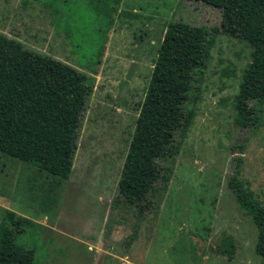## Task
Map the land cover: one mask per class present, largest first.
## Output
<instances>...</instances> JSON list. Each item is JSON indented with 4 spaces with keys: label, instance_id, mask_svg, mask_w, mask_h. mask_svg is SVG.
Wrapping results in <instances>:
<instances>
[{
    "label": "rangeland",
    "instance_id": "374dc122",
    "mask_svg": "<svg viewBox=\"0 0 264 264\" xmlns=\"http://www.w3.org/2000/svg\"><path fill=\"white\" fill-rule=\"evenodd\" d=\"M67 1L61 16L81 4L77 22L51 18L42 0H0L1 33L93 76L66 180L0 154V217L9 210L35 224L17 242L35 264H263L227 185L239 158V179L264 200V107L254 126L233 120L247 43L222 33L219 10L200 1L117 0L115 9L114 0ZM177 19L212 29L213 43L168 179L138 211L123 205L116 183L163 28ZM73 28L78 36L67 38Z\"/></svg>",
    "mask_w": 264,
    "mask_h": 264
},
{
    "label": "trees",
    "instance_id": "16d2710c",
    "mask_svg": "<svg viewBox=\"0 0 264 264\" xmlns=\"http://www.w3.org/2000/svg\"><path fill=\"white\" fill-rule=\"evenodd\" d=\"M192 1L217 8L222 33L249 46V61L233 96V120L240 127L256 125L257 113L264 107V0ZM114 2L110 9L117 7V0ZM41 4L49 9L51 18L62 22L75 20L81 5L63 17L62 9L69 6L67 0H42ZM86 4L94 9L89 2ZM97 11L104 15L106 9L100 7ZM110 24L108 19L105 27ZM74 30L64 35L75 39L78 35ZM213 33L205 26L178 19L163 28L116 183V194L123 205L138 211L148 209L156 183L167 181L194 115ZM97 41L89 65L98 62L105 38ZM92 87V75L0 32V154L31 163L50 175L51 181L66 180ZM163 161L168 165L162 167ZM238 166L239 158L227 185L255 228L253 250L264 264V200L258 201L244 186ZM34 225L27 218L3 211L0 264H35L33 249L17 242V237Z\"/></svg>",
    "mask_w": 264,
    "mask_h": 264
}]
</instances>
